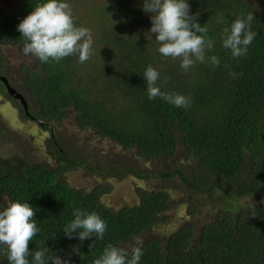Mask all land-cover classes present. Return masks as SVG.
I'll list each match as a JSON object with an SVG mask.
<instances>
[{
	"label": "trees",
	"instance_id": "16d2710c",
	"mask_svg": "<svg viewBox=\"0 0 264 264\" xmlns=\"http://www.w3.org/2000/svg\"><path fill=\"white\" fill-rule=\"evenodd\" d=\"M44 2L0 5V74L5 68L2 48L23 49L26 40L17 27ZM63 2L71 6L75 25L90 29L93 53L84 63L78 54L58 63H42L32 55L33 63L20 67V87L5 75L25 97L29 115L50 125L73 114L80 129L134 150L145 162H160L159 175L178 182L136 187V204L113 209L102 201L111 185L87 190L68 183L64 174L83 162L69 157L56 137H48L46 145L47 150L53 147V166L32 162L22 152L0 154V210L10 202H28L36 211L40 232L29 243L30 252L45 243L69 264H94L112 244L129 251L142 247L139 264H264V0H187L190 14L198 15L197 22L207 26L215 42L207 55L221 61L219 66L196 62L187 71L179 58L159 53L160 44L150 33L152 14L143 11V0ZM249 13L257 35L247 55L234 59L222 47L224 29ZM149 65L161 74V90L189 97V108L148 98L143 76ZM0 93L13 102L1 80ZM18 111L27 119L23 109ZM4 120L0 115V141L7 131ZM178 157L190 167L176 162ZM123 171L141 178L153 175L135 167ZM172 191L188 195L190 204L183 203L188 221L170 228L175 225L172 212L183 207L176 206ZM75 208L96 212L107 222L103 240L64 235ZM0 264H9L3 251Z\"/></svg>",
	"mask_w": 264,
	"mask_h": 264
},
{
	"label": "clouds",
	"instance_id": "9594fccd",
	"mask_svg": "<svg viewBox=\"0 0 264 264\" xmlns=\"http://www.w3.org/2000/svg\"><path fill=\"white\" fill-rule=\"evenodd\" d=\"M143 11L152 14L150 33L155 34V40L160 44L158 51L163 57L179 58L180 68L184 71L196 62L220 65L218 56L207 55L215 42L208 36L207 26L197 22L198 15L190 14L187 0H143ZM254 19V14L249 13L235 19L230 29H224L222 47L230 50L234 59L245 57L252 45L257 35L251 29ZM17 30L26 40L23 53L35 56L42 63H58L77 54L79 62L84 63L93 53L94 41L90 29L75 25L71 6L63 0H46L38 4L19 23ZM230 75L236 78L237 74L231 72ZM143 77L150 100L159 97L176 107L187 109L191 106L189 97L161 90L158 84L161 74L151 65L146 68ZM35 212L28 202H10L0 210V251L7 256L9 264H69L67 259L53 253L45 243L30 252L29 243L40 232L34 218ZM73 216L74 219L62 229L67 238L78 236L84 241L94 236L104 239L108 225L96 212L75 208ZM143 255L144 250L139 246H132L129 251L108 244L94 264H139Z\"/></svg>",
	"mask_w": 264,
	"mask_h": 264
},
{
	"label": "rangeland",
	"instance_id": "374dc122",
	"mask_svg": "<svg viewBox=\"0 0 264 264\" xmlns=\"http://www.w3.org/2000/svg\"><path fill=\"white\" fill-rule=\"evenodd\" d=\"M256 1L259 2L260 0ZM13 3L14 0H0V5L5 8H11ZM2 51L5 62L2 74L6 75L14 86L20 87V80H22L20 67L24 63L32 64L33 56L31 54L25 55L23 49L14 45L3 47ZM30 100L31 107L35 108L34 101L31 98ZM17 106L15 102L8 103L6 99L1 97L0 93V115L4 116L7 128L5 136L0 141V154L10 155L15 152H22L32 162L35 160L37 162L45 161L51 166L55 165L52 156L53 147L51 150L46 148L47 139L50 137L49 128H44L37 122L21 117L14 110V107ZM50 126H52L56 140L67 151L68 156L83 162L81 166L65 173V179L71 186L87 190L99 183L111 185V192L102 198V201L110 208L118 209L124 204H136L137 198L134 194L136 187L160 188L171 182H178L176 178L170 180L159 175L161 173L159 171L163 169L160 162H145L135 156L134 150L124 149L116 142L99 136L92 129H80L73 120V114L61 123L52 122ZM176 162L190 167L180 157L177 158ZM131 167L153 175L141 178L123 171L125 168L130 169ZM182 192H184L183 187ZM171 193L176 206L181 203L183 210L179 208L172 212L175 225L171 224L170 228L188 221V216L184 215V211L186 210L185 204L188 206L190 204L187 201L188 195L185 196V194L173 191ZM204 218H208V215H204Z\"/></svg>",
	"mask_w": 264,
	"mask_h": 264
},
{
	"label": "water",
	"instance_id": "95a60500",
	"mask_svg": "<svg viewBox=\"0 0 264 264\" xmlns=\"http://www.w3.org/2000/svg\"><path fill=\"white\" fill-rule=\"evenodd\" d=\"M0 80L3 82V84H4L5 88H6L7 93L10 96L19 99L21 105L23 106V109L25 111V114H29L28 113L27 102H26V99L23 96V94H21L20 92H18L17 90H15V88H13L11 86V84L9 83V81H8V79H7V77L5 75L0 74Z\"/></svg>",
	"mask_w": 264,
	"mask_h": 264
},
{
	"label": "flooded vegetation",
	"instance_id": "af4514ba",
	"mask_svg": "<svg viewBox=\"0 0 264 264\" xmlns=\"http://www.w3.org/2000/svg\"><path fill=\"white\" fill-rule=\"evenodd\" d=\"M19 90V89H18ZM9 95V94H8ZM1 97L2 98H4V99H6L5 98V96H3L2 94H1ZM28 97V96H27ZM26 97V98H27ZM7 100V99H6ZM11 100L13 101V102H15V103H17V107H14V110H15V112L16 113H19V108L20 109H23V106L21 105V103H20V100L19 99H17V98H14V97H12L11 96ZM8 101V100H7ZM8 103H11L10 101H8ZM24 110V109H23ZM28 110H29V108H28ZM30 111V110H29ZM26 117H28L27 119H29V120H32L33 122H37V123H39L40 125H42V127H46V128H49V132H50V137H55V135H54V131H52L53 129H52V126H50V125H48V124H45V122H43L41 119H39V118H37V116H32L31 114L29 115V114H26Z\"/></svg>",
	"mask_w": 264,
	"mask_h": 264
}]
</instances>
